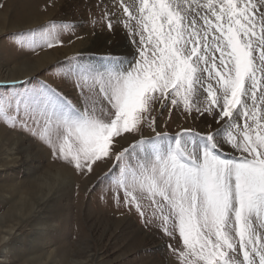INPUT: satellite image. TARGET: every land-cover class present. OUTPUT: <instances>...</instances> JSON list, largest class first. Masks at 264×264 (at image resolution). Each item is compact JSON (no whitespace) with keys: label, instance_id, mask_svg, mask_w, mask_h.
Segmentation results:
<instances>
[{"label":"snow or ice","instance_id":"1","mask_svg":"<svg viewBox=\"0 0 264 264\" xmlns=\"http://www.w3.org/2000/svg\"><path fill=\"white\" fill-rule=\"evenodd\" d=\"M114 6L135 58L68 68L79 105L42 83L0 93V122L78 173L110 162L117 204L159 221L178 243L169 245L177 264H264V0ZM70 27L53 22L20 44L51 48ZM172 109L207 114L219 127L168 136L157 131V115ZM145 126L154 137H143ZM125 134L134 143L120 148Z\"/></svg>","mask_w":264,"mask_h":264},{"label":"rangeland","instance_id":"2","mask_svg":"<svg viewBox=\"0 0 264 264\" xmlns=\"http://www.w3.org/2000/svg\"><path fill=\"white\" fill-rule=\"evenodd\" d=\"M40 3H45V9L37 14ZM118 3L119 0H0V93L22 92L42 83L57 88L79 105L74 78L63 75L68 68L76 63L102 67L109 60L128 63L136 56L133 36L123 25L125 17L114 6ZM24 11H32L29 22L20 18ZM49 14L51 19L38 22L41 15ZM36 22L39 24L29 28ZM53 22L71 26L69 31H61L55 46L35 51L21 46L20 40L28 39L24 34ZM98 38L102 40L95 42ZM80 42H86L79 48L81 51L55 60L22 80L7 81L14 78L11 74L17 69L28 67L42 54L64 51ZM193 116L196 118H186L177 109H172L169 116V111L164 110L163 115H157V131L174 137L184 129L204 134L219 127L207 114L196 116L193 112ZM154 136L150 128H143L144 138ZM125 137L117 138L120 148L134 143L132 135ZM0 142L4 149L0 152V228L1 220L32 184L33 187L49 175V182L58 188L53 201L44 209L38 206L37 217L30 216L5 236L0 244V264H64L60 262L63 253L65 264H79L89 255H96L95 264H177L169 245L178 247V243L165 235L159 221L147 222L122 199L117 204L112 184L106 180L110 162L98 161L91 173H78L53 160L50 150L38 139L2 122ZM14 187L20 189L17 198L11 194ZM80 247L86 254H77Z\"/></svg>","mask_w":264,"mask_h":264},{"label":"bare ground","instance_id":"3","mask_svg":"<svg viewBox=\"0 0 264 264\" xmlns=\"http://www.w3.org/2000/svg\"><path fill=\"white\" fill-rule=\"evenodd\" d=\"M44 4L45 3H40V5L38 6V8L35 11L37 14L43 12V10L45 9ZM31 14H32V11H24L21 14L20 18L23 21L29 22L30 19L32 18V17L30 18ZM49 18L51 19L50 14L49 15H41V19L38 20V22L41 23V21H45L47 19L49 20ZM39 23L36 22L32 26H29V25L28 26L30 28V27L38 25ZM26 28H28V27H25V29ZM100 40H102V38H98L95 42H99ZM86 42L77 43L76 45L70 47L67 50L64 49V51H62V50H54L52 52L44 53L40 57L35 59V61L33 62L34 64L31 62L32 64L31 65L28 64V67L26 66V68H24V69L22 67L20 69H17L14 73L11 74L12 76H14V78L9 79V80L7 79V81L22 80V79H24L26 77H29V76H31V74L36 73V71H39L40 69L44 68L46 65L53 63L55 60L62 59L64 57H66L67 55L71 54V53H77V52L81 51L79 48L84 46L85 45L84 43H86ZM11 75H9V77ZM14 145H12V146H14ZM2 150H4L3 149V144L0 142V152ZM8 150H7V153L11 151V150L10 151H8ZM22 161H23L22 163L24 164L25 160H22ZM25 164H26V162H25ZM48 177H49V175L47 177H45L43 180L41 179L42 181H40L38 184H37V182H35L36 184L33 187H32V185H33L32 184L30 186V188H29V192H27L25 194H22L24 196H20V198L16 201V203H15L16 207L14 205L16 210H15V208L12 209L11 211H9L4 216V219L1 220V225L3 226L4 229L0 228V235H3V237H0V244L4 242L5 236H8V235L12 234V231L15 229L16 226L20 225L22 222H24L27 218H29L32 215L36 216L35 213L37 212L36 210L38 209V206H40L41 208L44 209V207L46 205H48V203L50 201H53L55 199V196L57 194L56 190L58 188L57 189L55 188L56 187V183H50L49 182L50 179ZM65 181H63V182H65ZM60 187L61 186L59 185V188ZM18 192H19V194H18ZM11 194H12L13 198L19 197L20 189L18 187H14V189L11 192ZM2 198L3 197L0 196V199H2ZM36 217H33V218H36ZM77 252H78L77 254H79V256H81V254L85 253V250L80 247ZM87 253H88V251H87ZM77 254L75 253V255H77ZM61 255L62 256H60V262H63L65 264L66 263V256H65L64 253L61 254ZM95 262H96V255L95 256L89 255V256H87L85 261H81L79 264H95Z\"/></svg>","mask_w":264,"mask_h":264}]
</instances>
